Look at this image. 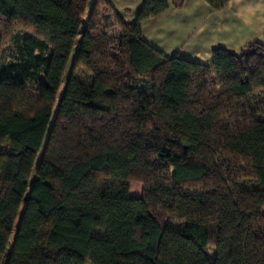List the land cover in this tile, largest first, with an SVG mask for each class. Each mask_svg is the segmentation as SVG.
Returning a JSON list of instances; mask_svg holds the SVG:
<instances>
[{
  "label": "trees",
  "instance_id": "1",
  "mask_svg": "<svg viewBox=\"0 0 264 264\" xmlns=\"http://www.w3.org/2000/svg\"><path fill=\"white\" fill-rule=\"evenodd\" d=\"M168 6L0 0V264H264V33L168 55Z\"/></svg>",
  "mask_w": 264,
  "mask_h": 264
},
{
  "label": "crops",
  "instance_id": "2",
  "mask_svg": "<svg viewBox=\"0 0 264 264\" xmlns=\"http://www.w3.org/2000/svg\"><path fill=\"white\" fill-rule=\"evenodd\" d=\"M108 1L127 22L135 20L143 2ZM166 1L169 3L166 10L143 23L144 38L165 54L167 49L172 53L178 51L183 57L210 62L214 46L238 51L245 43L263 38L264 0H227L220 9L205 0H184L181 5ZM236 41L238 48L234 49L231 44ZM175 46L178 48L174 49Z\"/></svg>",
  "mask_w": 264,
  "mask_h": 264
},
{
  "label": "rangeland",
  "instance_id": "3",
  "mask_svg": "<svg viewBox=\"0 0 264 264\" xmlns=\"http://www.w3.org/2000/svg\"><path fill=\"white\" fill-rule=\"evenodd\" d=\"M253 33V32H252ZM251 33V34H252ZM253 36L254 35H256V32H254V34H252ZM252 35H251V37H252ZM239 41V40H238ZM238 41H236L235 43H233V44H231V45H233V47H234V49H237L238 48ZM247 43H249V42H247ZM247 43H245V44H247ZM176 48H178V46H175V48L174 49H176ZM166 49V48H165ZM165 51H167L166 53L167 54H171L172 52H169V50H165ZM170 51H173V50H170ZM175 51V50H174ZM235 51H237V50H235ZM178 52V51H177ZM181 56H184V55H182V54H180ZM185 57H187V56H185ZM70 64H71V61L68 63V65H67V71H66V74L68 73V71H69V69H70ZM62 89V84H61V86H60V90ZM60 90H59V92H60ZM29 98H26L25 99V102H24V105L26 106V104H28L29 103ZM4 148V150H3V152L0 154V169L2 170L3 169V167L5 166V164H6V161H7V157H6V154H7V152H8V144L6 145V146H4L3 147ZM141 187H142V184L140 183V182H133V183H131L130 184V189H129V194L130 195H139L140 193H141ZM22 209H23V206H21V209H20V211H22ZM166 224L167 225H171V226H174V227H179L180 226V224H181V222H180V220H178V219H176V218H173V217H169L167 220H166Z\"/></svg>",
  "mask_w": 264,
  "mask_h": 264
}]
</instances>
